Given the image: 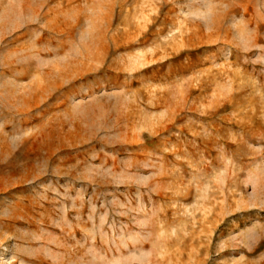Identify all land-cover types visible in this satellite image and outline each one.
<instances>
[{
  "label": "rangeland",
  "instance_id": "obj_1",
  "mask_svg": "<svg viewBox=\"0 0 264 264\" xmlns=\"http://www.w3.org/2000/svg\"><path fill=\"white\" fill-rule=\"evenodd\" d=\"M0 264H264V0H0Z\"/></svg>",
  "mask_w": 264,
  "mask_h": 264
}]
</instances>
